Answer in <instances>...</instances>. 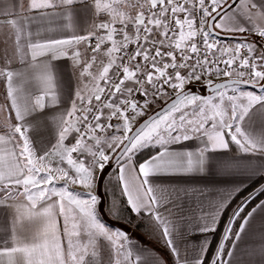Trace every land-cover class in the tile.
I'll return each instance as SVG.
<instances>
[{
	"label": "snow or ice",
	"instance_id": "snow-or-ice-1",
	"mask_svg": "<svg viewBox=\"0 0 264 264\" xmlns=\"http://www.w3.org/2000/svg\"><path fill=\"white\" fill-rule=\"evenodd\" d=\"M73 3L74 0H29L27 7L41 17L54 20L58 15L70 13ZM84 3L87 6L88 0ZM20 7L23 10V0ZM94 7L96 13L106 12L111 20L92 24L86 35L73 33L69 39H59L42 37L39 32L33 36L31 31L25 32L21 28L24 39L22 41L17 35L15 52L30 71L14 73L0 68V77L7 82V96L18 121L9 126L5 136H0L3 143L0 151L5 153V157L0 158V203L16 197H24L33 205L37 200L52 201L50 207H58L56 215L63 217L62 234L68 238L65 248L58 236L57 221L52 220L51 230L42 237L44 244L4 247L0 249V257L10 258L17 252L31 257L41 251L40 264H100L98 253L105 251L110 264H122L120 257L127 262L125 252L129 237L122 230L109 228L101 217L100 177L110 161L118 171L117 183L109 181L110 185L120 188L131 213L158 222L156 226L162 227L167 247L175 254L174 224L163 217L159 209L160 206L178 205L181 192L154 187L149 177L203 172L206 155L205 150L179 152L168 146L202 137L211 150H227L234 143L241 152L264 154V134L245 135L239 126L240 121L254 114L264 118V44L229 45L218 39L221 33L252 31L253 28L244 26L240 17L246 16L247 23H252L254 18L264 21V4L246 0L237 5L231 16L229 0H94ZM118 7L127 10L119 11ZM53 9H59V12L47 11ZM226 18L231 25L226 23ZM117 21L119 28L114 26ZM8 23L15 24L16 21ZM254 30L264 38V23ZM85 42L92 55L83 65L81 76L90 74L89 69L98 60L102 46L106 42L111 45L103 53L108 57L99 76L104 85L97 84L94 98H86L78 89L70 109L57 121L55 143L35 149L31 146L26 118L38 109L62 102L55 87L51 62L63 57L80 65L79 46ZM37 73L43 87L35 95L34 102L32 94L21 97L13 92L14 76L23 79ZM220 76L229 79L224 83H213L212 78ZM233 77L236 78L231 79ZM193 82L210 88L215 96L203 97L186 91L187 85ZM241 84L259 88L260 94L240 90ZM173 93L174 98H171ZM161 98H171L167 111L149 116L133 131L130 124L145 116ZM189 98L190 103L182 108ZM225 114L228 119L224 118ZM208 123L211 129L206 127ZM99 133L106 134L103 140ZM70 137L74 143H66ZM149 145L160 146L162 150L143 164H137L136 153ZM74 154H77L75 159ZM81 155L85 159H79ZM53 157L59 159L54 162ZM58 181L64 183L57 187ZM78 183L85 189L83 196L69 188ZM189 195L195 197L196 193L183 192L184 199ZM224 204L225 201H221L201 216L202 227L197 230L214 232ZM244 208V204L239 205L229 219L223 233L224 241L228 240L233 224L241 218ZM120 211L124 212V208ZM108 212H113V206H109ZM116 218L119 220L122 215ZM247 223V218H243L241 231ZM14 231H19L15 222ZM93 241L97 243L93 244ZM222 251L221 243L215 259L209 264H222ZM196 264H204L203 257Z\"/></svg>",
	"mask_w": 264,
	"mask_h": 264
},
{
	"label": "crops",
	"instance_id": "crops-1",
	"mask_svg": "<svg viewBox=\"0 0 264 264\" xmlns=\"http://www.w3.org/2000/svg\"><path fill=\"white\" fill-rule=\"evenodd\" d=\"M26 2L27 0H23L24 8L22 10L20 7L21 0H0V68L12 70L14 73L24 72L27 74L30 71L15 52L17 35L21 36L22 41L24 39V34L20 31L21 28L25 32L31 31L33 36L39 32L42 37L53 36L59 39H69L73 33L77 35L88 34L89 28L94 23L99 24L111 20V17L106 12L96 13L94 0H88L87 6L84 0H74L71 12L58 15L54 20L41 17L37 11H29ZM105 2H111V0H105ZM245 2L246 0H239L235 6L237 7V5ZM250 2L258 5L264 4V0H250ZM122 10L126 11L127 9L122 7ZM47 11L59 12V9ZM101 13L103 15H100ZM240 19L246 28H253V30L261 23H264L259 18H254L252 23H247L246 16H241ZM13 20L16 21L15 24L8 23V21ZM61 26L62 30H60ZM114 26L120 27L118 21ZM234 34L241 33L236 32ZM116 38L120 39V37ZM110 46L109 42L102 46L101 52L97 54L98 60L89 69V71H93L96 74V79L94 80L89 79L90 77L87 78L85 74L81 76L80 81L77 74L78 70L82 71V67L86 63L84 57L89 55L90 52L87 42L79 46L82 53L80 65H74L71 59L63 57L51 62L54 65L55 87L61 96L62 102L45 107L43 110L38 109L26 118L28 135L33 148L50 147L51 143H55L54 133L57 121L61 115L70 109L71 100L76 99L75 92L78 89L81 90L85 97L93 94L94 98L97 84L99 86L104 85V81L99 79V76L108 62V57L104 56L103 53ZM38 75V73L32 77L26 75L23 79L19 76H14L13 92L21 97L32 94L31 98L34 102L35 95H38L40 88L43 87ZM253 90L255 94H260L259 88H253ZM7 92V82L4 77H0V136L6 135L10 125L18 123L16 112L12 108V101L7 96ZM239 126L245 135L259 136L264 134V118L259 115L254 114L249 118H245L244 121L239 122ZM227 139H230V137ZM71 141L70 137L66 143L70 144ZM2 147L3 143L0 142V149ZM8 147H11V145H8ZM168 147L173 151L179 152L205 150L206 155L205 170L203 172L175 173L149 177L154 187L178 189L181 192V200L178 205L169 206L168 208L160 206L159 209L160 214L174 224L172 238L176 248L175 254L167 247L162 235V227L156 226L158 222L148 216L145 217L147 220L153 221V225L161 233V242L167 249V253L174 264H196V261L201 257L204 260L213 235V232L197 230L202 227L199 218L214 209L221 201H225L224 207L216 219L217 228L225 208L235 194L256 177L264 176V154L258 152L244 153L239 148L235 149L232 144L227 150H211L206 140L202 137H193ZM161 150L160 148L153 155L137 164H143ZM3 157H5V153L0 151V158ZM60 185H57V187ZM185 190L190 194L195 192V197L189 195L187 199H184L183 192ZM74 191L79 195H84V191ZM51 204L52 201L49 200H37L33 205L32 202L24 197H16L12 200L4 199L0 203V249L4 247H31L33 243L44 244L45 241L42 237L51 230L50 222L52 220L57 221V227L60 229L58 236L66 248L68 238L62 234L63 217H57L56 213H58L59 209L58 207H50ZM262 204H264V197L242 217L233 240L224 255L222 264H264V206L260 207ZM248 213H252V215L248 216ZM243 218H247L248 223L245 224L243 231H241L240 225L243 223ZM102 220L106 224L103 218ZM14 222L16 228L19 229L18 232L14 231ZM111 227L114 228L115 225ZM237 233H239V237H237ZM33 237H36L35 241ZM73 239L75 241V238ZM16 241L19 242L17 243ZM92 243L96 244L97 242L93 241ZM128 246L129 244L126 245L125 252L128 260L125 262L123 257H120L122 264H167L161 253L149 247L148 239L141 241L132 240L130 241V246ZM41 259H43L41 251L34 253L31 257L25 253L17 252L13 253L10 258L0 257V264H40Z\"/></svg>",
	"mask_w": 264,
	"mask_h": 264
},
{
	"label": "rangeland",
	"instance_id": "rangeland-1",
	"mask_svg": "<svg viewBox=\"0 0 264 264\" xmlns=\"http://www.w3.org/2000/svg\"><path fill=\"white\" fill-rule=\"evenodd\" d=\"M238 1L239 0H237L236 2H238ZM236 2L233 3L232 4V7L228 9L229 16L231 15L233 9L236 7L235 6L236 5ZM28 3H29V1L27 0L26 4L28 5ZM121 10H122V7L121 8L119 7V11H121ZM226 23H228L229 25H231V21H229L227 18H226ZM241 34H250V36H247L245 38H229V39L222 38V39H223L224 43L229 44V45H235V44H238V43H245V44L246 43H255V44H257V46H259L261 44H264V38H260L259 35H258V33L255 30H252L250 32L247 31V32L241 33ZM251 35L254 36V38H251ZM233 41H236V42H233ZM91 55H92V53L90 51L89 52V55H87V56L84 57L85 58V62H87L90 59ZM89 73L90 74H86L87 75V78L90 77L89 79H91V80L92 79L93 80L96 79L95 72L89 71ZM77 74L79 75V79L81 81V72L79 70L77 71ZM212 79H213V83H214V82H216L218 80L224 79V77L223 76L213 77ZM238 87H239L240 90L245 91V92H248V91L254 92L253 88L247 87L245 85H239ZM186 89H190V91L193 94L199 95V96H203V97L215 96V93H213L212 91H208L206 89L205 85L200 84L198 82H193V83L187 85ZM90 96L93 97V94L87 95L86 98H88ZM173 96H174V93L172 94V97ZM169 99L170 98H161L159 101H157L155 104H153L152 105V108L149 109L146 112L145 116L138 117L137 118V121L135 123H131L130 124L131 128L133 129L142 119H144L145 117H147L148 115H150L151 113H153L154 111H156L158 108H160V106L162 107V105L164 103H166ZM189 103H190V98H189V100H185L183 102V104L181 105V107L183 108L184 105L189 104ZM165 111H167V110H165ZM211 115H213V113L210 111L209 112V116H211ZM217 118H219V117H217ZM224 118L225 119H228V114H225V117ZM113 123H115V121H113ZM206 127H208L209 129H211V124L208 123L206 125ZM109 132H111V130H109ZM105 135H106L105 133H99V136H100V138L102 140H103V138H104ZM71 143H74V141H71ZM232 145L234 146L235 149L236 148H239L234 143H232ZM144 148H142L139 151H142ZM73 158L74 159L77 158V154H74V157ZM52 159L55 162L56 160L59 159V157H53ZM79 159H85V156L81 155V156H79ZM44 163L45 164L47 163V159L44 161ZM37 164L39 166V162H37ZM64 166L67 167L66 163H65ZM115 169H116V166H115L114 162H111L110 161L109 162V165L106 166V168L104 170V173L100 177V183L102 185L101 194L103 196V207L101 209V217L105 220L106 225L109 228H113L111 226L112 225H115L116 228L114 227L113 229H117V230H120L121 229L129 237V240L126 242L127 243L126 245L129 244V246H130V241H132V240H139V241H141V240L148 239L149 240V247L154 248V250H156L157 252L161 253V255L163 256V258L165 259V261H166L167 264H174L173 261H172V258L167 253V249L165 248V246L161 242V239H162L161 238V233L159 232V230H157L155 228V226L153 225L154 224L153 221L147 220V223H149V225L148 226H143V227H145V229L142 228V229H138L137 230L134 225L128 224L127 222L118 221L115 218V215H113V213L110 214L108 212L109 206H113V212L115 211V207L117 208V206H118V205H116V203L118 204V201L115 198L112 197L111 198V202H110V199H108L107 196H106L107 191L109 192L111 190V188H112V185H110L109 181H113L114 179H116V176L118 175V171H117V169L116 170ZM114 171H117V173L116 172L114 173ZM115 182H117V180H115ZM63 183H64L63 181H58L57 182V185H60V184H63ZM69 188L70 189H73V190H78L80 192H82V191L85 192V189H84L83 185H81L79 183L76 184V185H69ZM244 200L241 201V202H238V204L235 206V208L231 212L230 218L232 217V215H233L234 211L236 210V208L239 205H242L243 203H245ZM114 201L116 203H114ZM144 223H146V221ZM221 243L222 244L225 243V241L223 240V237H222V239H221V241H220V243H219V245H218V247L216 249V252L219 251ZM214 256H215V254H214ZM221 256H222V252L220 253V258H221ZM213 259H215V257Z\"/></svg>",
	"mask_w": 264,
	"mask_h": 264
},
{
	"label": "trees",
	"instance_id": "trees-1",
	"mask_svg": "<svg viewBox=\"0 0 264 264\" xmlns=\"http://www.w3.org/2000/svg\"><path fill=\"white\" fill-rule=\"evenodd\" d=\"M246 35L250 36V34H246ZM251 38H254V36L251 35ZM160 148H161L160 146H154V147L150 146V145L146 146L142 151H139L136 153V156L134 158L135 162L139 163L142 160L150 157L155 152H157ZM115 172L117 173V171H114V173ZM115 180L116 179L113 180L114 184L117 183V182H115ZM120 191L121 190L119 187L115 188L114 186H112L111 190L109 192L107 191V194H106L107 198L110 199V202H111L112 197L118 201V204L114 201V203H116V205H118V206H117V208L115 207V211L112 212L113 215H115V218L118 215H122V218L119 219L118 221H123V222H127L128 224L134 225L137 230L142 229V228L145 229V227H143V226L149 225V223H147L146 217L145 216H138L136 213H131V210L128 208L129 206L127 205L126 198H125V196H122L120 194ZM262 197H264V176L263 175H260V176L256 177L255 179H253L251 182H249L246 186H244L240 191H238L235 194V196L233 197L231 202L225 208L223 215L220 219V222H219L217 228L215 229V231L213 232L211 244H210V246L207 250V253L205 255V258L203 260L204 264H209V261L213 260L216 249H217V247H218V245H219V243L223 237V233L226 231V227H227V224L229 222L231 212L233 211L235 206L238 204V202H241L245 199L244 202H246V203H243L245 205L244 212L241 213V218H237L236 222L233 224L232 233L229 236L228 240L225 241V243L223 244L224 246H223L221 261L223 260L224 255L226 254V252H227V250H228V248H229V246L233 240V237H234L236 230H237V228L241 222L242 217ZM121 208H124V212L120 211ZM145 221H146V223H144ZM99 259H100V264H110L109 255L105 251H101L99 253Z\"/></svg>",
	"mask_w": 264,
	"mask_h": 264
},
{
	"label": "water",
	"instance_id": "water-1",
	"mask_svg": "<svg viewBox=\"0 0 264 264\" xmlns=\"http://www.w3.org/2000/svg\"><path fill=\"white\" fill-rule=\"evenodd\" d=\"M237 0H230L229 3L232 5L233 3H235ZM218 37L220 38H226V39H229V38H245L247 37L246 34H219ZM236 77H233L231 79H235ZM229 78H225V79H221V80H218L214 83H224L226 80H228ZM243 85V84H241ZM246 86H249V87H252L250 85H246ZM208 91H212L210 88H206ZM186 91L190 90V89H185ZM174 98V97H173ZM170 104H171V99L169 101H167L164 105H163V109L162 107L158 108L156 111H154L153 113H151L150 115H148L147 117H145L144 119H142L134 128H133V131L137 130L144 122V120L148 119L149 116H152V117H155L156 114L160 113L162 110L165 111L168 109V107H170Z\"/></svg>",
	"mask_w": 264,
	"mask_h": 264
},
{
	"label": "built area",
	"instance_id": "built-area-1",
	"mask_svg": "<svg viewBox=\"0 0 264 264\" xmlns=\"http://www.w3.org/2000/svg\"><path fill=\"white\" fill-rule=\"evenodd\" d=\"M100 15H103V13H101ZM218 39H219V41L223 44L224 43V41H223V39L222 38H220V37H218ZM94 42H95V39L93 38V41H92V43L94 44ZM224 44H226V43H224ZM131 47V46H130ZM89 49V51H91V49L90 48H88ZM224 79H225V77H224Z\"/></svg>",
	"mask_w": 264,
	"mask_h": 264
}]
</instances>
